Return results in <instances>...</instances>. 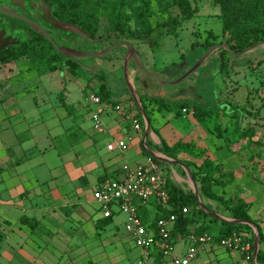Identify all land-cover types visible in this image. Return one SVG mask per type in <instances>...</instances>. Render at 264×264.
Instances as JSON below:
<instances>
[{"label": "crops", "instance_id": "crops-1", "mask_svg": "<svg viewBox=\"0 0 264 264\" xmlns=\"http://www.w3.org/2000/svg\"><path fill=\"white\" fill-rule=\"evenodd\" d=\"M135 51L138 57L139 51L136 49ZM190 67L191 64L182 66V74ZM233 67L231 66V69ZM59 71H63L67 78H81V75L74 77L66 70ZM143 75L145 74L139 72L135 66H127L124 72L125 86L128 88V85H132L138 96L156 97L155 95L159 92L157 80L152 76L147 80L142 77ZM171 78L175 77L171 76ZM171 78L170 75H163L166 81ZM196 80L197 78L185 79L182 82L184 84L179 86V89L183 90L171 102H192L204 108L202 104L206 100L192 93V89L198 85ZM104 83L109 92V100L105 103L129 105L139 112L132 98L127 97L124 101L116 99L113 90L105 81ZM91 87L93 89L90 93H94L98 88L95 89L94 85ZM82 90L84 91L85 87ZM68 92L65 88L63 100L60 101L65 111L62 115L63 129L59 133L55 134L48 119L40 120L39 115H36L31 122H27L22 114L16 111H6L1 118L0 230L2 232L0 231V245L15 247L12 252L13 260L18 259L19 263H25L28 261L27 258L31 257L30 263L36 264H42V261L48 262V260L58 261L61 255H65L66 250L68 253L71 252L73 257L79 254L91 256L95 264L102 262L113 264L109 258L118 256L114 254L119 253L117 252L118 247L123 252L127 251L123 244L130 243L129 240L132 241V239L125 231L121 241L116 239L114 227H117L114 218L118 212L114 210L111 214V223L97 227L96 221L103 218L104 209L97 205L93 214L87 213L83 206V199L88 191L91 193L90 189L95 183L122 178L128 171L145 164L149 156L143 152L142 149H144L148 154L152 152L158 157L165 158L161 164L155 162L165 177L186 193H194L197 190V201L208 205L210 210L205 209L206 213L216 219L214 221L209 217H201L189 226L190 229H195L202 223L209 225L208 230L202 234H193L197 238H204L205 241L197 243V257L189 264L196 263L201 255L205 256L206 264L210 262L212 264H262L256 259L254 261L253 257L250 261H246L240 252L227 250L218 245L219 239H214V236L221 228L220 221L231 222L230 220L233 219L226 211H223L221 205L200 192L189 170L183 164L184 162L189 163L193 168L195 165L198 166L203 159H208L216 165L224 177L222 184L214 185L212 191L225 200L238 197L246 202L249 206V216L257 222L264 237V175L262 174L264 162L258 157L264 145L261 143L249 145L239 136L240 132L234 135L238 129L232 130L234 127L231 121L234 118L230 119L231 112L224 113L219 110L211 114L210 118L205 117L207 113H202V117L198 119L199 122L205 124V131H200L199 123H194L188 128L190 133H187L180 127L172 125L170 119L159 118L161 109L167 110V107L161 105V109L158 110L157 104L155 106L151 104L148 106L149 128L147 132L142 115L141 122L139 120L141 129L134 130L123 119V115L108 110L102 113L101 125L96 128L91 119L94 106L87 115L81 113L89 107L88 96L84 94L83 99L78 101L80 103L72 104L68 102ZM125 93L129 94V89ZM13 99V96L1 99L0 106L7 110L8 104ZM56 103L55 100L53 104ZM218 105V108L225 107L224 101H219ZM186 109L195 114L193 108ZM243 128L240 122L239 129ZM22 131L27 132V135L22 137ZM61 135L65 138L64 140L63 137L60 140ZM160 140L169 147L177 143L188 144L191 151L178 153L177 160H174L156 150L157 146H161ZM119 142L127 143V149L119 150L117 148ZM110 144H113L114 149H107ZM50 149L57 150L59 154L62 153L65 156L61 165H51L47 162L46 152ZM248 149H251L253 153L255 149L259 150L253 164L246 158L245 151ZM216 177L218 178L219 175ZM162 210L165 209L152 200L148 203H138V213L145 222L152 221L162 213ZM23 217H26L29 222H23L21 220ZM124 221L125 216L123 226ZM250 226L253 229V225ZM10 232H16V236L21 239L22 243L11 242ZM26 232H29V235ZM245 234L248 235V233ZM186 237L179 235L174 239V243L172 242L175 255L183 256L187 251ZM263 246L261 244L260 247L263 249ZM103 249L107 251V255H103V258H106L104 261L101 260ZM153 256L156 262L159 254ZM128 258L125 264H151V262H143L140 248L134 256L130 255Z\"/></svg>", "mask_w": 264, "mask_h": 264}, {"label": "rangeland", "instance_id": "rangeland-1", "mask_svg": "<svg viewBox=\"0 0 264 264\" xmlns=\"http://www.w3.org/2000/svg\"><path fill=\"white\" fill-rule=\"evenodd\" d=\"M114 2L115 0H81V12L88 24H90L93 35L97 39H106L108 41L120 39L133 45L139 51L138 59L141 67L146 71L158 75L165 82L168 81L163 79V75H170V78L171 76L175 77L169 81L175 80L182 75V66L194 64L202 55L201 52L205 44L211 43L214 45L225 42L226 39L234 40L231 34H224L222 32L220 20L221 4L219 0H197L196 12L189 20L182 22L176 27L174 35L163 34L159 37H153L150 42L151 45L126 36L118 38L113 34V31L110 29L109 20ZM125 14L127 15L126 34L138 32L139 27L136 25L130 11L127 10ZM178 14L179 8L174 0H149L147 15L151 27L167 23ZM64 39L66 40L65 46L86 52L99 50L105 48L107 45L105 43L104 47H100L92 42L85 41L83 36L69 39L64 36ZM125 52L126 49L124 47H116L101 57L75 58L79 60L83 70L87 69V71L85 70L87 73L82 74L79 79H74L73 77L67 78L64 72L59 70L47 72L49 64L46 63L43 56L39 57L35 52L21 56L13 62L3 63L0 61V100L7 98V96H13L14 98L8 104L7 110H4L0 106V123L6 111H16L22 114L27 122L34 120L36 115H39L40 120L48 119V122L51 124L50 127H53V132L55 134L59 133L64 125L62 115L65 109L60 104V101L63 100L64 89L66 88L69 91L68 102L78 104L80 103L78 101L83 99L84 94L85 96L90 94V90L93 89L91 85H94L95 89L100 85V79L98 76H94L99 72L115 93L116 99L120 101L126 100L127 97L131 99L130 93H125L128 89L124 81L123 60ZM218 57V52L210 54L200 67L187 78L188 80L197 78L196 82L198 85L192 89V93L206 100L202 104V107L210 110L209 115L207 113L205 116L207 118H210L211 114L219 111H217L219 101H224V104L230 103L237 110V114H241V126H253L255 130L253 139L256 143L264 145V45L254 47L236 58H230V61H227V67L222 71H220ZM224 57L227 58L225 53ZM128 66H134L133 62L130 61ZM231 66H234L233 69H231ZM142 77L147 80L150 78V76L145 75ZM130 84L132 83L130 82ZM158 84L157 81L159 92L155 96L163 99L166 103L176 99L175 96L183 90H180L179 86H182L184 83L173 86H159ZM83 87H85L84 91L82 90ZM131 88L134 90L132 85ZM55 100L57 103L53 104ZM190 108H193V106H190ZM90 109H93V107L89 104V107H86L81 113L87 115L90 113ZM160 117L170 119L172 125H175L177 128L180 127L182 131L187 133H190L188 128L194 123H199L198 129L200 131H205V124L199 122L198 119L202 116L193 114L191 111L185 114L181 113L177 105L171 109H161V112H159ZM202 119L201 121H203ZM231 124L234 127L232 130H235L237 128L236 118L232 119ZM22 133V137L25 134L27 135V132L22 131ZM236 134H239V130L235 131L234 135ZM239 136L245 139V143L251 145L247 137L241 134ZM62 137V135L59 136L60 140ZM258 152V149H255L254 153L251 149L245 151L249 162L254 163L256 159L255 155H258ZM46 153L47 162H50L51 165H61L62 160L65 158L62 153L59 154L54 149H50ZM258 157L264 162V149L261 150V154ZM262 174L264 175V164L262 166ZM191 184L194 186L193 182ZM97 205L98 203L92 199V195L88 191L83 199L84 209L87 213L93 214ZM123 219L124 215L115 214L114 221L117 228L114 227L115 230H113L115 231L116 239L119 241L124 238L122 237V235L124 236ZM26 234L29 235V232H26ZM9 235L11 242L14 244L22 243L21 239L16 236V232H10ZM129 242L123 244L127 251L123 252L118 247L117 249L119 250L117 252L119 253H114L118 256L110 257V262L113 264H125L130 255L134 256L138 252V248L134 245L133 241L129 240ZM27 243H29L28 240ZM128 246L130 247L128 248ZM14 249L15 247L12 246L6 247L3 244L0 245V264H36L30 263L31 257H28V261L25 263H19L17 257H15L17 260H13L12 252ZM64 254L61 255L58 261H42V264H95L91 256L79 254L73 257V254L71 252L68 253L66 250ZM103 255H107L105 249L101 252V260L104 261L106 258H103ZM197 263L206 264L205 256L201 255L195 264ZM100 264L107 263L102 262Z\"/></svg>", "mask_w": 264, "mask_h": 264}, {"label": "trees", "instance_id": "trees-1", "mask_svg": "<svg viewBox=\"0 0 264 264\" xmlns=\"http://www.w3.org/2000/svg\"><path fill=\"white\" fill-rule=\"evenodd\" d=\"M52 5V14L53 16L60 20L70 24L79 26L84 30L92 39L84 37L85 41L92 42L95 45L104 47L105 43L108 46L121 41L120 39H115L108 41L106 39H97L92 32L90 24L83 17L81 12V0H49ZM197 0H174L177 7L179 8V14L173 17L169 22L163 23L161 25L151 27L148 21V10H149V0H115L112 4V14L110 16L109 25L110 29L113 31V34L118 38L121 36H126L134 40L141 41L142 43L151 45L153 37H159L163 34L174 35L175 29L182 22L189 20L197 10L196 6ZM220 1V20L222 32L224 34H231L234 38L233 41L226 39L225 42L229 44L233 52H239L244 50L249 45L262 41L264 42V0H219ZM192 4H194L192 6ZM129 10L131 16L135 19L136 25L139 27L138 32H133L131 34H126V23L127 15L125 12ZM57 30V29H56ZM58 31L56 35L59 39L63 34L69 38L80 37L77 34ZM61 35V36H60ZM39 37L35 42H32L31 45L24 51L20 53H14L13 55H0V61L9 63L13 62L16 59L20 58L22 55H28L30 52H35L37 56L44 57L48 66L47 72H53L56 70H66L74 77L79 75L86 74L87 72L83 70L80 66L79 60L75 58H66L60 55L53 48L51 44L45 42L44 45H41L39 42ZM55 39L54 41L58 44L59 42ZM206 43V42H205ZM213 44L207 43L204 45L202 54ZM45 47L50 49V54L47 56V51ZM218 52L219 57L218 61L220 62V71L225 69L227 61L230 60L229 53L224 48H220L211 53L214 54ZM224 53L227 56L224 57ZM94 76H98L100 79V85L96 93L102 102L109 100V92L104 83L102 74L96 73ZM142 108L146 114V117H149L148 106L151 104H157V109H161V105H164L168 109H171L173 106H178L180 111L182 109L190 108L193 106L195 114L200 116L202 113H210V110L201 108L198 105H195L192 102H180L173 101L171 103H165L161 98H149L145 96H139ZM225 107H220L217 109L223 111L224 113L231 112L229 115L230 118H236V126L240 134L249 139L250 143H256L253 140L255 130L253 126H245L243 129H239L241 116L237 114V110L230 105V103L225 104ZM138 118L141 122V114L137 111ZM161 146H157L156 150L165 154L167 157H171L174 160H177V154L183 151L190 152V145L185 143H177L173 147L167 146L163 141L160 140ZM149 147L147 143V148ZM143 152L149 156L154 162L161 164L157 158L153 157L151 154H148L144 149ZM186 168L189 170V173L194 181L195 185L200 192L205 195L208 199L217 202L223 208V211H226L229 217L234 220L244 221L250 223L257 229V234L259 236V249L256 254V261L258 263L264 264V246L263 249L260 247L261 244L264 245V237L262 236L261 229L258 226L257 222L252 220L248 214L249 206L240 198H228L223 199V197L216 195L212 191L214 185L222 184L223 174H220V171L216 165H214L208 159H203V161L197 166H192L189 163H183ZM216 175H219L217 178ZM166 191L169 197L170 208L168 210H162V215H168L173 213L177 216L176 223L173 231L171 232V242L174 243V239L181 236H188L190 234L199 235L204 231L208 230L209 225L206 223L200 224L195 229H190L189 226L193 223H196L201 217H209L211 220L216 221L215 218L208 215L205 209L210 210L208 205L201 204L197 201L196 196L193 192L186 193L181 188L175 186L168 178L166 177ZM186 208V212L183 213L182 209ZM158 217V216H157ZM156 217V218H157ZM154 218L150 221L151 228H154ZM23 222H29L26 217L21 219ZM111 216L103 217L96 221L97 227H103L111 223ZM221 228L217 235L214 236V239H220L227 237L232 233H236L241 236L243 241H248L253 246L254 231L252 227L247 223H236V222H226L220 221ZM245 233H248L246 235Z\"/></svg>", "mask_w": 264, "mask_h": 264}, {"label": "built area", "instance_id": "built-area-1", "mask_svg": "<svg viewBox=\"0 0 264 264\" xmlns=\"http://www.w3.org/2000/svg\"><path fill=\"white\" fill-rule=\"evenodd\" d=\"M88 102L94 106L91 119L96 128L101 125V115L104 111H115L123 115V119L131 125L134 130L141 129L137 110L129 105L109 104L102 102L96 93H90ZM186 113L187 109H182ZM193 113V111H192ZM128 144L119 142L117 148L121 151L127 149ZM107 149H114L113 144ZM166 177L161 168L148 157L145 164H141L134 170L128 171L124 177L119 179H107L95 183L91 187L92 199L104 209L103 217L111 216L113 210L125 216L124 231L131 237L134 245L142 249L143 262L151 264H189L197 257V243L205 241L193 234L186 237L188 249L183 256H177L173 252L171 232L176 223L177 216L173 213L160 214L151 228L150 222L142 220L138 213V203L155 201L162 209L170 208L169 197L166 191ZM183 213L187 210L182 209ZM218 245L241 253L246 261L253 257V246L242 237L232 233L227 237L220 238ZM154 254H159L155 262Z\"/></svg>", "mask_w": 264, "mask_h": 264}, {"label": "water", "instance_id": "water-1", "mask_svg": "<svg viewBox=\"0 0 264 264\" xmlns=\"http://www.w3.org/2000/svg\"><path fill=\"white\" fill-rule=\"evenodd\" d=\"M42 3H44V0H41ZM0 13L12 16V17H17L20 18L24 21H26L32 29H34L38 34L42 35L43 37H45L50 44L53 46V48L56 50V52H58L60 55L66 57V58H78V59H83V58H90V57H101L104 56L106 54H108L109 52H111L113 49H115L116 47H124L126 49L125 52V56H124V72L127 68V66L129 65V62L132 61L135 68L141 72L142 74L148 75V76H152L154 77L160 86H173V85H178L180 83H182L185 79H187L192 73H194L199 67L200 65L204 62V60L214 51L220 49V48H224L225 50L228 51L230 58H236L240 55H242L243 53L247 52L248 50L260 46V45H264V42L259 41L256 43H253L251 45H249L248 47H246L244 50L239 51V52H233L232 48L229 46V44L227 42H222L220 44H214L212 46H210L197 60L196 62L191 65V67L186 70L182 75H180L178 78H176L175 80L172 81H162L160 80V78L154 74L151 73L149 71H146L145 69H143L141 67V65L139 64V60L137 57V53L133 47V45L124 42V41H118L110 46H108L107 48H101L99 50H95V51H90V52H86V51H80L74 48H70L64 45H59L57 44L46 32L45 30L42 29V27L40 25L37 24V22L32 21L30 19H27L23 16H20L14 12H11L9 10L6 9H0ZM44 18L45 20H47L55 29L63 31V32H69V33H74L77 34L79 36H83L86 37L88 39H92L91 36H89L84 30H82L79 26L74 25V24H70L64 21H60L58 19H56L50 9H47L44 11ZM128 89L129 92L132 96V98L134 99L137 108L139 110V112L141 113L144 122H145V130L146 132L148 131L149 128V121L146 117V114L142 108L141 102L139 100V96L136 93L135 90H132L131 86L128 85ZM152 155H154L157 159H159L160 161L165 160V158H161L156 156L154 153L150 152ZM194 195L196 196L197 200H198V192L197 190L194 191ZM231 222H236V223H247L244 221H239V220H230ZM249 225H251L250 223H247ZM253 230H254V238H253V260L255 261L256 259V254L258 252L259 249V236L257 234V229L253 226Z\"/></svg>", "mask_w": 264, "mask_h": 264}, {"label": "flooded vegetation", "instance_id": "flooded-vegetation-1", "mask_svg": "<svg viewBox=\"0 0 264 264\" xmlns=\"http://www.w3.org/2000/svg\"><path fill=\"white\" fill-rule=\"evenodd\" d=\"M44 1L42 3L41 0H0V9L9 10L37 22L55 40L58 31L44 18L45 10L50 9L52 13V5L49 0ZM37 35L41 37L39 39L41 45H44L45 42L50 44L45 37L32 29L26 21L0 13V55L6 56L24 52L32 42H35ZM64 36L57 39L59 45L65 46ZM45 49L48 56L51 53L50 49L47 47Z\"/></svg>", "mask_w": 264, "mask_h": 264}]
</instances>
